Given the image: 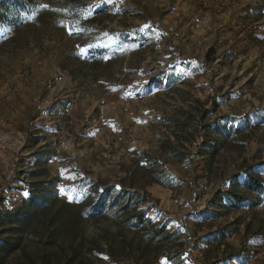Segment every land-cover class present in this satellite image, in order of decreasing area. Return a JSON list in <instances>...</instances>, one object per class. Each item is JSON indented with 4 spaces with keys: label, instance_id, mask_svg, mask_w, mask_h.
Instances as JSON below:
<instances>
[{
    "label": "rangeland",
    "instance_id": "obj_1",
    "mask_svg": "<svg viewBox=\"0 0 264 264\" xmlns=\"http://www.w3.org/2000/svg\"><path fill=\"white\" fill-rule=\"evenodd\" d=\"M92 4L98 33L84 42L43 0L0 26V210L45 181L60 201L82 204L93 179L147 193L140 210L177 240L146 247L114 221L82 220L73 251L49 226L21 238L0 227V241L18 243L0 264H264V204L214 202L242 164L264 180V9L255 10L264 0ZM137 27L136 42L107 34ZM214 122L240 129V150L198 148ZM155 172L165 185L150 182Z\"/></svg>",
    "mask_w": 264,
    "mask_h": 264
},
{
    "label": "trees",
    "instance_id": "obj_2",
    "mask_svg": "<svg viewBox=\"0 0 264 264\" xmlns=\"http://www.w3.org/2000/svg\"><path fill=\"white\" fill-rule=\"evenodd\" d=\"M43 1H46L47 9L56 18L58 24L76 34L83 42L89 34L98 33V30L91 26V22L98 13L92 4L93 0ZM36 4L37 0H0V26L14 24L21 14L31 13ZM263 9L264 5L256 7L255 10L259 16H263ZM142 33V30L137 27L129 29L128 32L108 31L107 34L120 41L122 45L131 34L136 42L138 38H141ZM114 50H117L116 47ZM103 51L97 49L100 58L103 57ZM163 78L167 79L168 76L162 72L157 76V81L161 82ZM180 127L183 132L188 131V126L185 123H181ZM203 128L209 135L198 145V148L207 155L213 156L219 146H230L231 149L238 148L240 150L243 144L237 137L241 132L240 129L228 122L224 125L214 122L204 125ZM143 155L148 158L147 154ZM172 157L174 156L172 155ZM152 162L154 161H149L150 168L155 171L159 170L157 165ZM154 174V179L150 182L165 185L162 179L157 177V173ZM87 182L90 195L87 201L82 204L60 201L55 181L35 183L32 186V191L21 205L0 210V227L4 228L3 233L21 238L35 234L34 230L33 233H30V227L34 224H38V227L49 226L52 236L63 238L62 235L65 234L64 237L68 241L65 245L75 251L77 247L74 246V241L78 223L82 220L106 219L114 221L119 227L136 234L141 241L145 242L146 247L158 248V246L173 242L174 239L177 240V233H169L164 225L153 222L140 210V206L144 205L149 198L148 194L140 188L129 186L117 188L115 185H103L93 179H87ZM214 202L216 206L226 208L228 211H234L241 207L255 209L264 204V180L255 170L254 165L242 164L236 173L228 177V189L226 191L217 190ZM17 246L18 243L15 240L0 241V260H3L5 255L15 252ZM157 256H164L168 260H172L168 253H158ZM44 260L41 264H45Z\"/></svg>",
    "mask_w": 264,
    "mask_h": 264
},
{
    "label": "snow or ice",
    "instance_id": "obj_3",
    "mask_svg": "<svg viewBox=\"0 0 264 264\" xmlns=\"http://www.w3.org/2000/svg\"><path fill=\"white\" fill-rule=\"evenodd\" d=\"M44 7L47 8L48 6L47 5H44ZM61 192L63 193L64 192V189H61ZM161 264H168V262L167 261H162Z\"/></svg>",
    "mask_w": 264,
    "mask_h": 264
}]
</instances>
